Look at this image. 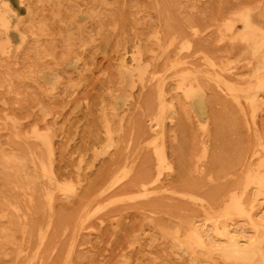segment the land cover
<instances>
[{"label": "rangeland", "instance_id": "obj_1", "mask_svg": "<svg viewBox=\"0 0 264 264\" xmlns=\"http://www.w3.org/2000/svg\"><path fill=\"white\" fill-rule=\"evenodd\" d=\"M263 1L0 0V264H264Z\"/></svg>", "mask_w": 264, "mask_h": 264}, {"label": "bare ground", "instance_id": "obj_2", "mask_svg": "<svg viewBox=\"0 0 264 264\" xmlns=\"http://www.w3.org/2000/svg\"><path fill=\"white\" fill-rule=\"evenodd\" d=\"M260 6V7H259ZM7 7V6H6ZM254 18H256V19H258L257 21H259L261 18L263 19L264 18V1L263 2H261L260 3V5H258L257 6V8H256V11H255V14H254ZM245 19H247V18H245ZM245 25V24H244ZM263 25H264V23H263ZM247 26H248V24H247ZM248 27H252V26H248ZM248 27H245V28H248ZM255 28V27H254ZM262 28V27H261ZM255 30H256V28H255ZM260 30V29H259ZM257 31V30H256ZM261 34V37L263 38L264 37V26H263V30H262V33H260ZM249 49V48H248ZM256 49V48H255ZM254 50V49H253ZM196 51V50H195ZM253 52V51H252ZM252 52H250V53H252ZM251 57V56H250ZM253 58H255V56L254 57H252V59ZM254 61H255V59H254ZM187 63V62H186ZM184 68V67H183ZM190 69V68H189ZM215 69V68H214ZM217 71V70H216ZM247 71V70H246ZM264 71V70H263ZM218 72V71H217ZM221 72V71H220ZM226 78V77H225ZM227 79V78H226ZM228 79H230L231 80V78H228ZM205 81V80H204ZM202 82V81H201ZM239 83V82H238ZM199 84H200V82H199ZM229 85V84H228ZM192 86V85H191ZM200 86H203V84L201 83L200 84ZM203 88V90L205 89V87L203 86L202 87ZM209 88V87H208ZM208 90H210V92L214 95V94H217V93H215L214 91H212L211 89H208ZM207 90V91H208ZM214 92V93H213ZM206 94H207V92H205ZM211 94V96H213ZM227 94H229L230 96H234V94H232V93H230V92H227ZM207 97V99H211L212 97H210V96H206ZM215 98H216V96H215ZM225 98V97H224ZM209 99V100H210ZM169 101V100H168ZM213 102H214V99H213ZM212 102V103H213ZM211 103V102H210ZM215 103V102H214ZM209 104V103H208ZM219 104H220V102H219ZM212 105V104H211ZM210 105V106H211ZM214 106V105H213ZM212 113V112H211ZM216 114V113H215ZM260 115V114H259ZM262 115V114H261ZM248 119V118H247ZM258 119V118H257ZM183 123V122H182ZM184 127V126H183ZM185 128V127H184ZM187 132V131H186ZM264 165V164H263ZM255 169V168H254ZM41 170V169H40ZM256 170V169H255ZM254 170V171H255ZM42 171V170H41ZM257 173V172H256ZM255 174V173H254ZM231 182H232V180H231ZM103 183V182H102ZM227 184V183H226ZM230 185V184H229ZM222 186V185H221ZM228 188V187H227ZM187 192V191H186ZM211 195H213V194H215V192H213V194L212 193H210ZM214 197V196H213ZM210 198V197H209ZM210 200H212V198H210ZM240 200V199H239ZM238 203V202H237ZM241 212H243L242 210H241ZM240 212V213H241ZM217 214V213H216ZM219 214H223V213H219ZM224 214H226V213H224ZM228 214V213H227ZM226 214V215H227ZM239 214V213H238ZM242 214V213H241ZM264 219V218H263ZM242 223V222H241ZM198 224V223H197ZM235 225V224H234ZM192 226H194V225H192ZM231 226V225H230ZM236 226V225H235ZM255 226V225H254ZM232 227V226H231ZM234 227V226H233ZM237 227V226H236ZM201 228V227H200ZM239 228V227H238ZM248 230H250V229H248ZM184 231H185V229H184ZM231 231H233V230H231ZM207 232V231H206ZM238 232V231H237ZM183 233V232H182ZM224 233V235H225V237H226V239L229 241V246L230 247H232V249L233 250H236L237 252H242V250H244L245 248H246V246L248 247L249 245H250V243H251V241L249 240V239H240V238H237L236 236H234V235H230V234H228V231L226 232H223ZM230 233H232V232H230ZM244 233V232H243ZM186 234V233H185ZM203 234V233H202ZM232 234H235V233H232ZM238 234V233H237ZM242 234V233H241ZM244 234H246V233H244ZM253 234V233H252ZM192 235H193V241L199 246V248L201 247V249H202V246H204V244L202 243V235L199 233V232H195V231H192ZM248 235H250V234H248ZM181 236H182V234H181ZM184 237V236H183ZM210 237V236H209ZM243 237V236H242ZM244 237H246V236H244ZM249 237V236H248ZM252 237V236H251ZM179 238V237H178ZM226 241V240H225ZM211 242H212V239H211ZM264 251V250H263Z\"/></svg>", "mask_w": 264, "mask_h": 264}]
</instances>
